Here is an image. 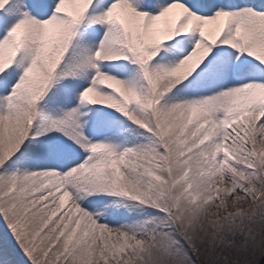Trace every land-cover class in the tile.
<instances>
[{
  "label": "snow or ice",
  "instance_id": "snow-or-ice-1",
  "mask_svg": "<svg viewBox=\"0 0 264 264\" xmlns=\"http://www.w3.org/2000/svg\"><path fill=\"white\" fill-rule=\"evenodd\" d=\"M0 222L20 264L264 254V0H0Z\"/></svg>",
  "mask_w": 264,
  "mask_h": 264
},
{
  "label": "rangeland",
  "instance_id": "rangeland-1",
  "mask_svg": "<svg viewBox=\"0 0 264 264\" xmlns=\"http://www.w3.org/2000/svg\"><path fill=\"white\" fill-rule=\"evenodd\" d=\"M0 231L2 233V237H3V244L6 248V250L8 251V253L10 254L12 260L16 263V264H20L21 261H24L25 258L23 257L22 253L20 252V250L17 248L16 244L14 243L11 235L8 233L7 229L3 226V224L0 222ZM228 258V264H234V262L236 260H233L230 257ZM239 264H245L244 262L238 261ZM247 264H264V256H261L259 259H255V261H252L250 263Z\"/></svg>",
  "mask_w": 264,
  "mask_h": 264
},
{
  "label": "bare ground",
  "instance_id": "bare-ground-1",
  "mask_svg": "<svg viewBox=\"0 0 264 264\" xmlns=\"http://www.w3.org/2000/svg\"><path fill=\"white\" fill-rule=\"evenodd\" d=\"M261 256H264V254H262L261 252H257L255 255L240 254L239 256H237L236 253L228 254V257H230L231 259L233 258L234 260L244 262L245 264L250 263L252 261H255V259H257V258L259 259ZM0 264H16L12 260L10 254L8 253V251L6 250V248L3 244V237H2L1 231H0Z\"/></svg>",
  "mask_w": 264,
  "mask_h": 264
}]
</instances>
